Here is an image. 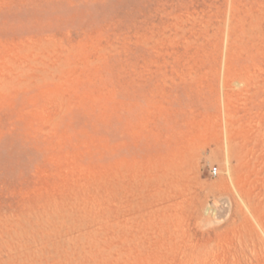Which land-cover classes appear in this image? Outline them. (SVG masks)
<instances>
[{"label":"rangeland","instance_id":"obj_1","mask_svg":"<svg viewBox=\"0 0 264 264\" xmlns=\"http://www.w3.org/2000/svg\"><path fill=\"white\" fill-rule=\"evenodd\" d=\"M0 264H264V0H0Z\"/></svg>","mask_w":264,"mask_h":264},{"label":"built area","instance_id":"obj_2","mask_svg":"<svg viewBox=\"0 0 264 264\" xmlns=\"http://www.w3.org/2000/svg\"><path fill=\"white\" fill-rule=\"evenodd\" d=\"M211 173H212L213 175H217V174H218V169H217V167H214V168L211 170Z\"/></svg>","mask_w":264,"mask_h":264},{"label":"bare ground","instance_id":"obj_3","mask_svg":"<svg viewBox=\"0 0 264 264\" xmlns=\"http://www.w3.org/2000/svg\"><path fill=\"white\" fill-rule=\"evenodd\" d=\"M231 147V146H230ZM231 151H232V149H231ZM232 153H233V151H232ZM158 194V193H157Z\"/></svg>","mask_w":264,"mask_h":264}]
</instances>
